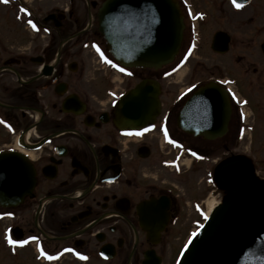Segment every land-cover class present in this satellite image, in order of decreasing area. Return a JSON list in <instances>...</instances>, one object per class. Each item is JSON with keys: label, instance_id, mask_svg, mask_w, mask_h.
<instances>
[{"label": "flooded vegetation", "instance_id": "1", "mask_svg": "<svg viewBox=\"0 0 264 264\" xmlns=\"http://www.w3.org/2000/svg\"><path fill=\"white\" fill-rule=\"evenodd\" d=\"M101 1L0 0V153L13 151L16 163L34 172L29 196L15 208L0 207V264H176L205 219L211 170L191 181L193 168L182 171L175 161L205 154L196 144L241 138L239 95L231 89L221 138L206 140L178 128L193 91L177 98L171 128L157 119L155 133L170 131L183 149L172 159L151 154L147 131H118L115 99L94 93L116 90L105 78L110 63L84 47L87 39L112 62L95 28ZM178 1L187 22L190 2ZM220 5L237 14L242 8L231 0ZM259 29L254 35L264 34ZM233 40L229 35L224 55L240 62Z\"/></svg>", "mask_w": 264, "mask_h": 264}, {"label": "water", "instance_id": "2", "mask_svg": "<svg viewBox=\"0 0 264 264\" xmlns=\"http://www.w3.org/2000/svg\"><path fill=\"white\" fill-rule=\"evenodd\" d=\"M97 23L107 52L126 68L161 69L174 60L183 38V19L174 0H105ZM227 43L216 35L211 49L224 53ZM160 93L157 81L141 80L118 101L115 126L150 127L160 113ZM229 113L227 94L210 82L185 103L179 126L213 139L225 133ZM217 178L230 192L184 250L179 264H264V184L237 158L221 164ZM28 183H33V173L13 156L1 154L0 206L19 204L30 192L23 188Z\"/></svg>", "mask_w": 264, "mask_h": 264}, {"label": "rangeland", "instance_id": "3", "mask_svg": "<svg viewBox=\"0 0 264 264\" xmlns=\"http://www.w3.org/2000/svg\"><path fill=\"white\" fill-rule=\"evenodd\" d=\"M185 1L190 2L188 4L191 8L190 12L192 15L196 14L198 19L185 22L184 40L179 55L166 71L158 74L154 71H132L131 77L128 78L119 73L112 75V68L107 66L104 73L108 76L107 78H112L110 79L113 80V84L117 86L116 92H123L134 86L139 77L148 76L158 79L161 86L160 101L162 104V117L159 116V118L161 117L160 120H162L166 116L170 128L173 125L175 102L184 91L206 82L211 77L228 78L235 81L229 84V87L234 88L240 97L247 99V103L243 106L246 115L244 119L247 121L244 124L242 141L235 143L227 140L225 144L219 141L210 144H196L202 149L201 151H205L211 157V161L194 164L192 161L188 163L185 159L181 165H177V160L175 161V166L180 167L182 171H189L193 168L187 174V176L191 175L189 178L191 181L202 176L204 169L211 170L212 196L208 201H215L218 204L222 200L224 189L217 180L216 173L213 172L217 165L237 158L244 161L249 170L255 172L259 178H264V58L259 45L264 39V34L254 35L255 30L259 33V27L264 26V0L253 1L239 14L232 12L227 5L221 6L220 0ZM219 8H222L224 12ZM250 19L252 21L248 23ZM219 30L227 32L231 38H234L232 51L236 52L234 55L238 54L242 57L240 62L236 58L232 59L230 54L217 55L211 51L212 36ZM250 36L254 38L253 42L247 40ZM236 38L239 39L236 40ZM84 43V46H88L89 41L85 39ZM87 51L90 55L92 54L91 48H87ZM253 67L257 68L256 74L251 73ZM93 73V68H90L88 75L92 76ZM261 86H263L262 89L259 88ZM102 89L104 88H101L100 92L94 91L95 95L102 97L103 92L105 93ZM171 134L170 132L169 135L172 136ZM147 137L151 154H167L168 159H172L175 154H182V151L176 150L165 137L156 134L154 130L148 132ZM1 252L3 253L0 247V257Z\"/></svg>", "mask_w": 264, "mask_h": 264}, {"label": "snow or ice", "instance_id": "4", "mask_svg": "<svg viewBox=\"0 0 264 264\" xmlns=\"http://www.w3.org/2000/svg\"><path fill=\"white\" fill-rule=\"evenodd\" d=\"M5 2H7V0H5ZM233 3L236 5V7H241V5L239 3H236V0H233ZM29 23H32L31 21H29ZM33 27H35V24H32ZM97 51L100 52L101 57L108 63H111L110 60H108V58L106 56H104V53L102 51H100L99 47L97 46ZM121 71H124V69H121ZM165 135L167 136V130H165ZM173 143H175V141H173ZM30 239H34V238H30ZM11 243H21V244H25L27 243V241H14L10 239ZM43 252V250H41ZM44 255H47V253H44ZM52 257H49V259H51ZM262 261H264V257L261 258Z\"/></svg>", "mask_w": 264, "mask_h": 264}, {"label": "bare ground", "instance_id": "5", "mask_svg": "<svg viewBox=\"0 0 264 264\" xmlns=\"http://www.w3.org/2000/svg\"><path fill=\"white\" fill-rule=\"evenodd\" d=\"M182 43V42H181ZM114 77V76H113ZM27 185V184H26ZM26 185L25 186H23V188H25L26 187ZM22 187V186H21ZM27 188V187H26ZM215 206H216V203H215V201H212V202H209L208 203V206H207V208H208V210L210 211V210H213L214 208H215Z\"/></svg>", "mask_w": 264, "mask_h": 264}, {"label": "trees", "instance_id": "6", "mask_svg": "<svg viewBox=\"0 0 264 264\" xmlns=\"http://www.w3.org/2000/svg\"><path fill=\"white\" fill-rule=\"evenodd\" d=\"M166 69V68H165ZM164 70V69H163Z\"/></svg>", "mask_w": 264, "mask_h": 264}]
</instances>
